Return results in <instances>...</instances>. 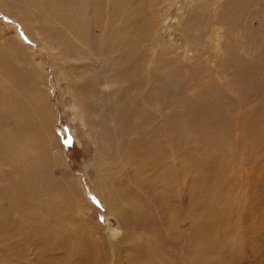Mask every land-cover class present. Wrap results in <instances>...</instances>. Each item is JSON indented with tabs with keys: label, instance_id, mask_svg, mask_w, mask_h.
Masks as SVG:
<instances>
[{
	"label": "rangeland",
	"instance_id": "374dc122",
	"mask_svg": "<svg viewBox=\"0 0 264 264\" xmlns=\"http://www.w3.org/2000/svg\"><path fill=\"white\" fill-rule=\"evenodd\" d=\"M257 2L244 4L239 1L238 6L235 4L238 11L228 15L221 25L207 24V21L213 11L221 12L223 0H158L155 4L154 26L146 38L148 41L140 48L142 52L147 51V63L150 71L155 73L152 82L156 79V87L161 88L159 95L166 104H179V109L168 112L170 118L173 117L176 123L175 120L179 122L180 118L189 117L192 112L195 116L199 107V111L208 115L207 120L210 115L222 114L220 126L229 125L222 127L221 132L228 134L227 137L221 136L219 146L201 147L193 140L175 141L172 155L166 154L169 167L165 175L167 180L158 192L155 188L149 191L138 187L132 177L122 176V164L114 163L116 170L111 172L120 171L121 177H116L119 182L112 188L116 195L111 193L113 198L110 201H103V193L96 191L94 168L100 154L102 159L104 153L105 157L110 153L117 154L114 147L99 154L98 139L103 142L108 131L117 129L108 121L114 115L113 100L118 98L115 95L113 99L110 96L112 89L103 83L105 77L101 74L104 72L101 59L88 57L85 52L86 56L75 52L73 56L72 52L65 55L60 42L51 41L37 30L39 23H29L27 30L19 21L0 11V59H7L12 68L23 71L30 78L33 91L39 94V99L48 108L51 136L60 147L59 153L57 149L53 151L52 156L55 155L59 161H56L50 176L69 185L74 197L79 199L77 204L68 205L61 193L54 190L51 192L53 204L55 208H61L60 212L52 214L45 198L42 201L45 204L39 205V210H34L33 205L24 207L33 209L35 219L11 213L16 218H12L8 225L0 224V264H264V126L242 132L240 142L236 141L239 135L234 131L238 116L243 111L253 113L258 107L257 110L264 111V89L259 91L262 101L257 102L258 106L250 104L252 99L243 104L244 99L252 95L247 84L249 69L257 56L264 55V49L261 52L260 47L251 48L246 54L249 32L252 33L250 36L264 40V0ZM240 3L241 8L246 7L243 11ZM256 16L250 21L252 28L249 27V19ZM259 27L263 29L257 30ZM210 29L216 33L213 37L215 41L208 39L214 35ZM14 47H21L23 53L15 52ZM16 53L18 57H15ZM81 65L85 66L84 69L77 70ZM196 71L198 80L193 85L202 88L197 93H191L195 87L188 85V80H196L193 75ZM85 77L87 80H82ZM263 79H258V83H264ZM89 82L91 85L87 84ZM184 84L188 87L185 93L181 90ZM73 85H90V92H94L88 93L87 88L89 95L86 103L92 107L84 111V117L78 113V94L70 88ZM243 90L251 91L248 95ZM82 99L85 101L84 97ZM190 102L197 104L186 108L185 103ZM232 105L233 109L228 110ZM215 107H223L225 111L210 113L209 110L213 111ZM102 110L104 116L101 115ZM213 117L211 120L214 122ZM104 118L108 121H103ZM170 118L167 121H171ZM157 119L158 116L155 123H160ZM206 127L203 132L209 128ZM140 130L142 128H139V134ZM185 135L191 137L190 133ZM108 141L111 148L112 140ZM121 148L124 150L125 145L122 144ZM8 171L0 150V189L7 187L10 181L17 184L14 178L17 173L11 170L14 175H10ZM168 186L170 193L159 198L156 193H164ZM174 191L182 193L179 204H174L177 201L171 196ZM167 196L170 204L163 199ZM5 198L0 196V211L4 205H12ZM16 198L21 201V193ZM177 206L181 207L185 222L178 228L182 235L180 238L169 233L168 215ZM12 207L11 211H20L17 206ZM110 224L114 234L109 231ZM192 236L196 238V243ZM189 244L190 248L187 247Z\"/></svg>",
	"mask_w": 264,
	"mask_h": 264
},
{
	"label": "bare ground",
	"instance_id": "6f19581e",
	"mask_svg": "<svg viewBox=\"0 0 264 264\" xmlns=\"http://www.w3.org/2000/svg\"><path fill=\"white\" fill-rule=\"evenodd\" d=\"M239 1H242L244 4H251L252 1L253 4L255 1L258 3L257 0H223L224 4L221 7V12L215 13V11H211L212 15L210 20L207 21V24L212 22L213 24L216 23L217 25H221L228 15H234L233 13L238 11L236 5L238 6ZM156 3H158V0H0V11L19 21L25 28H27V30L29 23H39L37 30L39 29L44 36L51 39V41L60 42L61 49L65 52V55L67 52H72V56L73 52L77 55L85 52L88 57L101 59L104 70L101 74L105 77L103 83L107 88L112 89L110 91V96L114 99V96L116 95L115 98H118L117 100L114 99L116 101L112 99L114 103V115L111 117V120L108 121V118H104L103 120L108 121V124L109 122H111V124L113 123L114 127L117 129L116 131H108V136L105 134L103 142L101 141V138L100 140L98 139L99 154L100 152L103 153V151H106L105 149L111 150L112 147L116 149L115 152L117 151V154L114 156L113 153H110L105 157L104 153V161L100 154L99 162L97 161V165H95L96 167L94 166L95 177H97L96 191L103 193V201H110L113 198L111 193L116 195L115 192H112V188L114 189L113 186L119 182L116 177H121V175L120 171L115 174L111 172L113 169L114 171L116 170L114 163L120 162L122 164V176L132 177L131 179L138 187H144V190L149 191L155 188V191L158 192L166 183L167 179L165 180V175L169 169V167H167L168 158L166 154L170 153L172 155V144L175 141L179 143L185 140H193L195 144L200 145L201 147H208L211 144L219 146L221 136L227 137L226 134H228L222 133L221 128L228 127L229 123L221 127L219 120L221 118L220 115L222 114H214L219 110L225 111L222 109L223 107H215L213 111L209 110V112H213L212 114L214 115H210V119L208 120V115L199 111V107L195 116L193 115L194 112H192L193 114H189V117L186 116L185 118H180L181 121L179 122L175 120L176 123L173 122V117L170 118L168 112L175 108L179 109V104H166V101L163 100L161 95H159L158 90L161 88L158 86L156 87L158 81L154 79L152 82V79L155 76L152 69L156 67L157 59L155 62L156 64L154 63L155 66L153 65L154 68H151L152 71H150L149 63H147L149 58L146 57L147 51L142 52V49L140 48V46L148 39L147 37L152 26H154L152 23L154 21V8L156 7ZM244 7L245 6L241 8L240 3L241 11H243ZM192 12L193 10L191 13ZM219 14H222L221 17H219ZM256 18L257 16L250 18L247 25L251 27L252 22L250 23V21ZM178 19L179 18H177V20ZM213 24L211 26H213ZM262 27H264V24H262ZM262 27L256 29H263ZM225 30L226 29H224V31ZM210 33L214 35L208 37V39L215 41L213 37L216 33L211 29ZM251 34L252 33L249 32V37L246 39L248 45V51H246L247 55L250 53L251 48L255 49L256 47H260L261 52L264 49V40H258L256 38L257 36H250ZM212 43L214 44V42ZM216 44L217 43H215V46ZM206 47L208 46L206 45ZM14 48L15 52H22L21 47ZM59 51L61 52V50ZM15 57H18L17 53ZM3 60L4 61H1L0 59V150L2 152L3 164L8 167V174L14 175L11 170L17 173L14 177L17 179V184H14L15 182L9 180V185L0 189V196L3 195L6 197L5 199H8L10 203H12L9 207L4 205L0 211V224L2 226L4 223L8 225L12 218H16L11 216V213L13 212L17 217L22 218L23 215L25 218L35 219L33 209L24 207L33 205L34 210H39L38 206H43L45 204L42 202L45 198L47 200L48 210L51 211L52 214L60 212L61 208H55L53 204L54 197L51 192L54 190H58L61 193L63 201L68 205L73 206V204H77L79 201V199L72 194L69 185L50 176V172L56 167V161H59V158L56 159L55 155L52 156L53 151H56L55 149H57V152L59 153L60 147L58 148L57 141L51 136L52 123L48 108L43 103L44 101L39 99V94H36L33 91L32 82L30 83L29 81L30 78H28L23 71L18 72L12 68L10 63L6 62L7 59ZM84 67L82 65L81 67L78 66L77 70H83ZM140 69H142V71ZM76 72H73L72 74H75ZM198 72L196 71L193 73V75L196 76V80L186 79L188 82L190 81L188 85L191 84L195 87V89L190 87L192 89L191 91L189 90L191 93H197L202 88V86L196 87L193 85L198 80L196 74ZM79 77H81V75ZM248 77L249 81L247 84L252 90H249L252 95L247 96V99H244L243 104H247L249 100L252 99L250 104L256 103V106H258L257 102L262 101L260 100V90L262 89L263 92L264 89V83H258V79L264 77L263 53L254 59L253 66L249 69ZM85 79L86 77L82 80ZM87 84L91 85L90 82ZM90 85L88 87H90ZM88 87L84 85H73L70 87L72 92L76 95L78 94L77 97L74 94L73 95L76 97L78 104L80 105V110L78 111L80 117H84V111L89 110L90 107L86 103V97L92 90H89ZM218 89L222 90L221 87ZM181 90L185 93V91L188 90V87L184 84L181 86ZM229 91H231V88ZM246 91L248 94L249 91ZM91 94H94V92ZM80 96V99L84 97L85 101L83 99L81 101L78 98ZM89 98L87 99L89 100ZM233 99L234 98H232V100ZM91 104L92 103L89 105ZM192 104V102L185 103V106L186 108H193L197 103L194 105ZM233 107L234 106L232 105L228 110H232ZM257 109L256 111H253V113L243 111V113L238 116V124H236L237 126H234V131L239 135V137L237 136L238 139L236 141L240 142L242 132H250L257 127L264 126V111ZM103 110L101 111V115H103ZM90 114L91 112L89 115ZM98 114L100 115V111ZM157 116V121L160 123H155L154 121ZM168 117L171 119V121L168 120L170 123L167 121ZM212 117L214 122L211 120ZM184 119L185 122L183 121ZM104 123L106 124V122ZM97 124L101 126L99 122ZM205 125L207 127L211 126L203 132ZM139 128H142V130H140L141 134H139ZM100 129H102L101 131L105 130L101 127ZM167 133H169V135ZM185 133H190L191 137H188ZM126 134H128V136ZM110 139L112 140L111 148L108 141ZM122 144L125 145L124 150L121 148ZM105 161H107V164L104 163ZM174 166L177 165L175 164ZM122 180H124V178H122ZM169 187L170 186L166 188L164 193H156L160 196L158 197L162 198L165 194L170 193L171 190L168 189ZM46 191L47 193H45ZM18 193H21V201L16 198ZM105 193L107 194L105 195ZM171 196L173 199L175 197L177 199V201H174V204L181 203L180 200L182 199V193H176V191H174ZM168 197L169 196L163 199L170 204ZM12 206H14V208L17 206L20 211H11L13 208ZM180 208V206H177L174 209L173 213L176 212L175 215H173V213L168 215L170 222L169 226L171 227L169 233L172 237H182L178 228H180L185 222H183V211L180 210ZM25 211L26 213H23ZM67 211L68 210L66 209V212ZM12 223L14 222L12 221ZM193 223L195 224V221ZM40 225L42 226V223H40ZM111 226L112 225L110 224L109 231L111 234H114ZM184 234L186 235L187 233ZM5 236L7 237L8 235L6 234ZM194 239L196 238H193V240ZM195 241L196 240H194V242ZM187 247L190 248V244L187 245ZM192 247L196 248L193 244Z\"/></svg>",
	"mask_w": 264,
	"mask_h": 264
}]
</instances>
